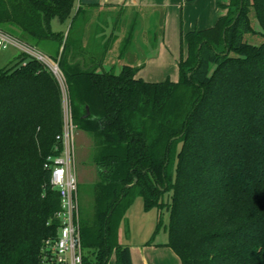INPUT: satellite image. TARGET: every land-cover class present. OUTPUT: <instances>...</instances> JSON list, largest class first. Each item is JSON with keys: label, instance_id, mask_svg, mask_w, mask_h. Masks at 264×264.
<instances>
[{"label": "trees", "instance_id": "trees-1", "mask_svg": "<svg viewBox=\"0 0 264 264\" xmlns=\"http://www.w3.org/2000/svg\"><path fill=\"white\" fill-rule=\"evenodd\" d=\"M75 0H0V28L39 49L58 44L77 127L94 137L100 180L81 216L84 264H133L120 223L138 196L168 213L182 264H264V0H229L214 25L182 32L178 79L148 81L71 60ZM261 27L260 44L245 40ZM57 18L71 20L67 33ZM89 111V113H88ZM60 82L21 52L0 69V264H40L61 200L44 164L58 154ZM51 220L52 224L47 225ZM149 241L147 245L152 244Z\"/></svg>", "mask_w": 264, "mask_h": 264}, {"label": "rangeland", "instance_id": "rangeland-1", "mask_svg": "<svg viewBox=\"0 0 264 264\" xmlns=\"http://www.w3.org/2000/svg\"><path fill=\"white\" fill-rule=\"evenodd\" d=\"M114 1L120 3L121 0ZM155 1L162 3L165 0ZM219 1L222 0H206L200 4L187 2L184 6H181L180 0H169L168 5H153L157 7L152 5L138 8L132 6L125 8L121 6L86 7L74 24L71 40L75 39L74 36L82 28L81 26L87 25L90 33L86 51L90 49L93 52L90 53L92 58L97 63L102 61L106 71L118 73L120 72L119 62L141 64L147 59L146 66L140 72L145 80L156 82L167 78L177 80L178 61L181 53L186 51L185 44H182V32L186 33L192 29L213 24L214 21L211 20L218 18L223 10ZM251 17L256 33L246 34L245 40L260 44L263 40L259 33L261 27L254 14H251ZM85 19L89 22H84ZM51 26L54 31L63 30L66 33L68 30L67 22L62 23L57 18L52 20ZM114 26H117L116 31H114ZM130 31L132 38L127 39ZM98 32H101L100 35ZM98 37L107 43L106 47L99 43L100 38ZM76 45L79 47L78 43ZM79 48L83 46L80 45ZM122 48H124V54L123 57H119ZM39 49L52 58L57 53L58 44L54 40H48L41 44ZM104 49L109 50L106 56L102 54ZM21 52L22 50L14 46L2 51L0 69L10 66ZM70 58L76 61L75 54ZM60 85L63 99L66 101V85L64 83ZM75 145L80 212L81 216L92 218L96 197L95 187L100 180L99 169L94 159L96 150L94 137L77 128ZM162 219L164 224L155 234L160 220V211L156 208L145 210L143 198L138 196L120 223L119 241L140 250L152 240L153 243L144 252V257L147 258L149 264H182L174 250L166 245L168 241L165 228L168 223L167 212L163 213ZM139 254L141 260L135 254L137 264L138 262L144 264L142 253L139 252ZM108 264H116L115 253H112Z\"/></svg>", "mask_w": 264, "mask_h": 264}, {"label": "built area", "instance_id": "built-area-1", "mask_svg": "<svg viewBox=\"0 0 264 264\" xmlns=\"http://www.w3.org/2000/svg\"><path fill=\"white\" fill-rule=\"evenodd\" d=\"M10 46L47 66L58 81L66 85V101L63 99L64 120L57 139L62 143L58 154H50L44 164L51 173L50 183L59 192L61 205L54 217L58 220L56 233L43 240L40 264H84V248L81 233L79 182L76 170L75 131L69 91L63 72L57 61L42 51L25 44L0 28V53ZM63 97V96H62ZM49 220L47 225H51Z\"/></svg>", "mask_w": 264, "mask_h": 264}, {"label": "crops", "instance_id": "crops-1", "mask_svg": "<svg viewBox=\"0 0 264 264\" xmlns=\"http://www.w3.org/2000/svg\"><path fill=\"white\" fill-rule=\"evenodd\" d=\"M75 1H76V6H75V9H74V15L76 14L79 6H81L83 8V10H84L86 7H92V6H99V7L100 6H121L122 8L132 6V7H137L138 8V7H142V6H145V5L146 6L147 5H152L153 6L155 4V5H159V6H164V5H168L169 4V0H165L162 3L156 2L155 0H144L145 2L143 0H121L120 3H117L114 0H75ZM204 1H206V0H180V4H181V6H184L187 2H193L195 4H200L201 2L203 3ZM219 2H220V5L222 6L223 4L229 3V0H222V1H219ZM153 7H157V6H153ZM222 8H223L222 13L218 16V18L220 16L226 14V12H227V9H225L223 6H222ZM218 18H215V20L212 19L211 21H214V23H215ZM70 22H71V20H69L67 22L68 30H69V27H70ZM84 22L88 23L89 21H88V19H85ZM214 23L209 25V26L214 25ZM209 26H204V27H201V28H205V27H209ZM81 27L82 28H80V30L75 34V36H74L75 39L72 40L73 43H74V48H73V51L71 52V55L75 54V56H76L75 60L78 63H81L82 65H84L86 67H89V66L94 67L99 72L106 71L104 66H103V62L101 61V63H97V61L92 58V54H90V53H93V52L90 49H88L86 51V47H88V43H89L88 42V38H89L90 30H89L87 25L81 26ZM116 29H117V26H114V31H116ZM68 30H67V32H68ZM131 31H130L129 35L126 37L127 39L132 38ZM101 32H98V34L100 35ZM98 38H100L99 39L100 40L99 43L106 47L107 43H105L104 40H101L102 39L101 37H98ZM76 43H78L79 47H80V45H82L83 48H79L76 45ZM108 52H109L108 49H106V50L104 49V51H102L103 56H106L108 54ZM123 54H124V48H122L119 57H123ZM101 60H103V59H101ZM119 64H120V72H121L123 66L126 65V64H130V65H133V66L140 67L139 71L137 72V76L142 77L140 72L146 66L147 59L144 60L143 62H141V64L137 63V62H135V63L134 62H132V63L131 62H119ZM111 72H113V71H111ZM120 72H118V73L114 72V73L115 74H119ZM129 246L131 247V251H132L133 264H137V257L135 256V254L140 259L141 256H140L139 252L142 253L144 264H149V262L147 261V258L144 257V252L146 250H148L150 245H146L145 244L143 247H141V249H140L141 251L139 250V248L135 249V247H133L132 245H129ZM136 250H137V252H136ZM138 263L140 264V262H138Z\"/></svg>", "mask_w": 264, "mask_h": 264}, {"label": "water", "instance_id": "water-1", "mask_svg": "<svg viewBox=\"0 0 264 264\" xmlns=\"http://www.w3.org/2000/svg\"><path fill=\"white\" fill-rule=\"evenodd\" d=\"M88 113H89V111H88Z\"/></svg>", "mask_w": 264, "mask_h": 264}]
</instances>
